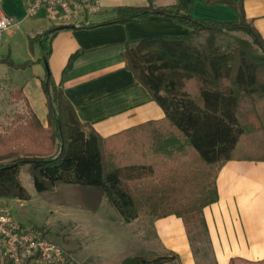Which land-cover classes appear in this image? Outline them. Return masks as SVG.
I'll return each instance as SVG.
<instances>
[{"label":"trees","instance_id":"1","mask_svg":"<svg viewBox=\"0 0 264 264\" xmlns=\"http://www.w3.org/2000/svg\"><path fill=\"white\" fill-rule=\"evenodd\" d=\"M238 19H198L180 4L119 6L115 17L88 27L122 23L150 14L171 17L189 27L183 36L157 35L126 41L125 67L161 107L164 117L103 137L82 122L56 84L48 66L49 40L69 25L53 26L29 38L43 50L41 88L47 104L46 127L29 108L23 124L0 135V198L28 200L19 179L22 166L37 193L57 184L106 198L125 222L141 215L174 214L183 219L195 255V236L210 250L205 206L217 200V167L228 160L264 161V38L247 20L243 0L233 2ZM242 31L248 38L231 36ZM205 34H202V33ZM205 35V40L198 37ZM79 51L70 55L63 74ZM0 63L15 68L1 56ZM174 253L125 257L121 264H176ZM229 264H264L231 258Z\"/></svg>","mask_w":264,"mask_h":264},{"label":"crops","instance_id":"2","mask_svg":"<svg viewBox=\"0 0 264 264\" xmlns=\"http://www.w3.org/2000/svg\"><path fill=\"white\" fill-rule=\"evenodd\" d=\"M151 1L156 6L180 4L198 19L220 22L238 19L235 8L224 1ZM242 3L247 20L264 38V0H243ZM148 4L149 0H101V8L95 14L79 13L66 21L54 22L47 20L43 12L28 15L23 0H0V14L15 20L3 31L2 37L4 33L18 31V39L10 49L11 59L16 64L30 61L29 66L21 68L0 63V79L19 89L25 104L46 125L48 110L41 88L45 74L43 50L40 46L36 58L32 56L29 38L53 26L69 25L70 28L56 31L49 40L48 66L80 121L90 123L99 135L106 137L145 121L163 118L161 107L142 84L135 82L133 73L125 67L124 44L157 35L183 36L189 27L171 17L156 14L88 27L115 17L119 6L142 7ZM38 16L49 24L39 25L35 22ZM77 51L79 54L63 74L70 55ZM215 184L217 200L203 209L214 263L229 264L231 258L264 259V161H225L217 167ZM1 199L6 201L8 198ZM102 199L96 204H101ZM96 211L89 210L91 213ZM122 223L130 233L136 231L135 238L130 234L123 242L125 245L111 257L94 244L93 249H89L93 264H108V258L111 261L116 258L115 264H121L126 256L138 252L146 257L171 252L177 256L176 264H198L181 217L171 214L154 218L152 244L144 241L143 229L138 228L134 220Z\"/></svg>","mask_w":264,"mask_h":264},{"label":"rangeland","instance_id":"3","mask_svg":"<svg viewBox=\"0 0 264 264\" xmlns=\"http://www.w3.org/2000/svg\"><path fill=\"white\" fill-rule=\"evenodd\" d=\"M35 22L39 25L49 24L42 16H38ZM230 34L218 35L217 39L228 41L231 40L232 35L248 38V35L242 31H234ZM17 39V29L9 34H3L0 40V57L8 55L11 59L10 49ZM197 40L203 42L205 35H201ZM29 48L32 56L36 58L40 48L38 39H35ZM28 115L29 107L25 104L21 91L12 87L7 80L0 79V135L13 132L17 125L25 122ZM19 179L28 191L29 199H7L3 202L4 206L9 209L18 223L29 228H40L47 238L68 252L70 261L67 264H93L89 249L94 247V244L111 257L121 249L122 245H125L123 242L130 237V234L135 238L136 231L130 233L126 229V225L122 223L124 220L105 197L101 200V204H96L98 195L94 192L63 184H57L46 193H37L26 166L20 168ZM95 209H97L96 213L89 212ZM152 220L153 218L148 215L134 219L136 222L134 224L143 229L144 241L149 244L153 242ZM137 233L139 234V231ZM194 246L198 249V264H215L204 237L195 236ZM135 255L142 253L138 252ZM107 261L108 264L117 262L116 258L112 261L108 258Z\"/></svg>","mask_w":264,"mask_h":264},{"label":"built area","instance_id":"4","mask_svg":"<svg viewBox=\"0 0 264 264\" xmlns=\"http://www.w3.org/2000/svg\"><path fill=\"white\" fill-rule=\"evenodd\" d=\"M28 15L43 12L49 21H66L79 13L95 14L101 0H23ZM14 18L0 14V39ZM0 198V264H67L70 256L59 244L47 238L40 228L18 223Z\"/></svg>","mask_w":264,"mask_h":264}]
</instances>
